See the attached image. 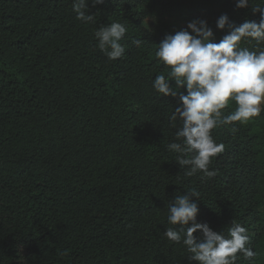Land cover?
Masks as SVG:
<instances>
[{
    "label": "trees",
    "instance_id": "16d2710c",
    "mask_svg": "<svg viewBox=\"0 0 264 264\" xmlns=\"http://www.w3.org/2000/svg\"><path fill=\"white\" fill-rule=\"evenodd\" d=\"M72 3L0 0V264H198L164 236L167 203L188 189L199 193L198 222L247 228L256 255L236 264H264V111L217 126L216 175L187 176L167 148L178 97L152 86L170 71L156 56L167 35L200 18L218 43L222 14L259 22L252 8L264 0H89L88 23ZM115 21L127 26L126 54L109 60L94 33Z\"/></svg>",
    "mask_w": 264,
    "mask_h": 264
},
{
    "label": "clouds",
    "instance_id": "9594fccd",
    "mask_svg": "<svg viewBox=\"0 0 264 264\" xmlns=\"http://www.w3.org/2000/svg\"><path fill=\"white\" fill-rule=\"evenodd\" d=\"M91 3L95 6L104 0H91ZM88 4L89 0L72 3L76 19L83 23L95 22V14L90 13ZM249 5L250 0H236L238 8ZM252 10L261 13L259 22L245 20L238 26L227 14H222L216 25L228 32L218 43L208 22L200 18L159 43L156 56L170 71L167 76L157 75L152 86L163 96L178 97L179 106L168 120L171 127L177 128V121L180 126L175 141L167 148L177 154L175 161L187 176L216 175L210 165L224 151V145L218 144L212 135L217 126L243 124L264 111V50L241 47V41L248 38L264 41V7L255 6ZM126 33L127 26L119 21L101 25L94 33L97 47L109 60L123 58L126 46L122 41ZM132 44L139 48L142 40L133 39ZM178 88H186V94L177 91ZM230 100L236 108L224 115L222 110ZM198 200L199 193L188 189L186 194L177 195L167 203V219L172 227L166 228L164 236L182 244L189 260L198 264H236L238 254L247 260L255 257L256 253L247 246L250 236L245 226L233 221L225 234L213 230L206 222H198Z\"/></svg>",
    "mask_w": 264,
    "mask_h": 264
}]
</instances>
